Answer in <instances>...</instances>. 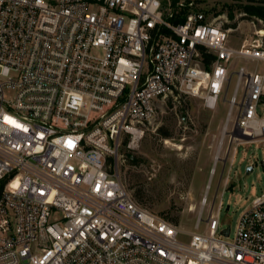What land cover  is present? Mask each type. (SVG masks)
I'll return each instance as SVG.
<instances>
[{"label": "built area", "instance_id": "built-area-1", "mask_svg": "<svg viewBox=\"0 0 264 264\" xmlns=\"http://www.w3.org/2000/svg\"><path fill=\"white\" fill-rule=\"evenodd\" d=\"M207 1L0 0V264H264V192L234 233L214 205L198 231L205 194L185 233L108 162L139 145L160 101L213 109L234 75L233 138L264 139V68L230 69L264 63L262 36L233 46Z\"/></svg>", "mask_w": 264, "mask_h": 264}, {"label": "rangeland", "instance_id": "rangeland-1", "mask_svg": "<svg viewBox=\"0 0 264 264\" xmlns=\"http://www.w3.org/2000/svg\"><path fill=\"white\" fill-rule=\"evenodd\" d=\"M246 3L257 4L249 0H208L205 4L208 17H216L223 26L236 23V27L228 28L233 46L260 35L264 41V21L247 16L239 7ZM231 12L234 18L230 17ZM241 65L252 71L264 68L259 61L238 58L230 69L234 71ZM235 80L234 75L213 109L206 107L199 96L182 95L160 101L139 145L130 149L124 142L117 157L112 158L111 169L119 172L127 189L140 194V199L135 196L136 201L153 213L176 221L185 233L196 231L205 194L208 203L198 231H206L205 221L214 205L221 229L231 226L234 233L241 213L256 195L264 192V139L247 142L233 138L236 114L228 118L227 101ZM259 112L264 116V105ZM249 166L253 170L247 172Z\"/></svg>", "mask_w": 264, "mask_h": 264}, {"label": "trees", "instance_id": "trees-1", "mask_svg": "<svg viewBox=\"0 0 264 264\" xmlns=\"http://www.w3.org/2000/svg\"><path fill=\"white\" fill-rule=\"evenodd\" d=\"M239 7L242 8V10H244V12H245V14H247V16H255V17L264 21V2H258L257 4H255V3L240 4ZM230 17L234 18V15L232 14V12L230 13ZM224 26H225V28H229V27H236L237 25H236V23H233L232 25L225 24ZM163 134L165 136L169 135V133H163ZM125 143H126V141H125ZM112 161H113L112 157H109L108 162L112 163ZM2 192H3V185L0 186V195L2 194ZM133 196L135 199H136V197L140 199L139 193H136L135 195L133 194ZM170 221L173 222L174 224L178 225V223L176 221H174V220H170Z\"/></svg>", "mask_w": 264, "mask_h": 264}, {"label": "water", "instance_id": "water-1", "mask_svg": "<svg viewBox=\"0 0 264 264\" xmlns=\"http://www.w3.org/2000/svg\"><path fill=\"white\" fill-rule=\"evenodd\" d=\"M240 136L243 137V138H246L245 135H240ZM252 170H253V167L252 166H249L248 169H247V172H250ZM227 208L229 209V206H227Z\"/></svg>", "mask_w": 264, "mask_h": 264}]
</instances>
